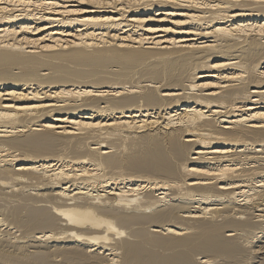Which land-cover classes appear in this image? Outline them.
Listing matches in <instances>:
<instances>
[{"label": "bare ground", "instance_id": "bare-ground-1", "mask_svg": "<svg viewBox=\"0 0 264 264\" xmlns=\"http://www.w3.org/2000/svg\"><path fill=\"white\" fill-rule=\"evenodd\" d=\"M0 264H264V0H0Z\"/></svg>", "mask_w": 264, "mask_h": 264}]
</instances>
